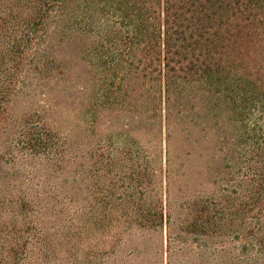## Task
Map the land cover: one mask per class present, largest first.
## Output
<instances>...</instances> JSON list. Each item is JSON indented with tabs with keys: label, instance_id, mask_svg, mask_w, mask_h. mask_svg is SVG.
I'll return each instance as SVG.
<instances>
[{
	"label": "trees",
	"instance_id": "trees-1",
	"mask_svg": "<svg viewBox=\"0 0 264 264\" xmlns=\"http://www.w3.org/2000/svg\"><path fill=\"white\" fill-rule=\"evenodd\" d=\"M75 55L87 73L78 114L97 140L79 206L71 129L56 119L72 111ZM124 96L123 141L147 112L161 147L151 175L142 148L125 151L129 183L115 203L102 128ZM0 134V264L38 251L101 263L125 235L159 229L166 264L183 232L216 252L245 238L264 256V0H0Z\"/></svg>",
	"mask_w": 264,
	"mask_h": 264
},
{
	"label": "rangeland",
	"instance_id": "rangeland-1",
	"mask_svg": "<svg viewBox=\"0 0 264 264\" xmlns=\"http://www.w3.org/2000/svg\"><path fill=\"white\" fill-rule=\"evenodd\" d=\"M76 64L73 65V101L71 104L72 111L69 112L60 110L56 116L57 125L65 128H70L72 133V149H71V161L68 165V175L72 178L71 195L73 203L77 206L87 202L88 190L86 189V182L90 179L89 165L92 159L91 154L95 151L97 146V140L92 130L87 129L86 123L83 122L79 116V108L81 107V101L85 94L80 93L78 83L83 82L86 78V69L84 63L75 55ZM108 77L110 73L107 74ZM79 89V91H78ZM125 96L120 99L119 102L124 105L117 107H111L110 105L105 110V117L103 119L102 128V140L101 150L103 153L102 167L104 175V182L107 185H111L112 181L116 183L117 191L115 198L110 200L115 203L123 202V191L126 190L127 184L125 180V171L128 164L124 161L123 155L127 149L132 153L137 151L138 148H142V154L144 158L147 171L145 175H151L150 162L151 151L159 149L161 147L160 140L154 136V128L151 126L150 114L147 112L144 114V122L132 123L131 135L134 142L125 143L121 138L120 133L123 131V126L130 120L128 117L132 115L126 112L127 104L125 102ZM126 105V106H125ZM25 105L18 103L16 105V111H22ZM156 133V132H155ZM176 137L179 141L181 138L180 133ZM6 135L0 134V151H5ZM140 145V146H139ZM198 165L202 167L203 162L197 160ZM25 169L21 172L24 175ZM39 173H41L39 171ZM43 174V172L41 173ZM54 175V174H53ZM127 175H136L134 173ZM200 175H206L202 170ZM148 179V178H147ZM85 184V185H84ZM104 188V189H106ZM107 191V190H106ZM184 193H189L185 189ZM150 191V180H147L145 189L144 202L149 205L152 198ZM178 196L181 193H177ZM183 237V249L174 257L176 264H215L219 261L220 264H264V256L259 253L256 247L251 243L246 244L245 238H238L237 236L229 237L226 239V248L224 251L216 252L214 246L209 244L208 248H205L204 243L201 242V237L197 235H188L181 233ZM199 239V240H198ZM203 247V248H202ZM204 249L206 251L204 252ZM166 235L162 229L154 230H135L125 235L123 241L117 247L114 254L109 256L104 262L101 263H88L84 259L75 260H63L55 257L53 254H48L43 251H38L34 254L33 258L26 264H166ZM214 260V261H213Z\"/></svg>",
	"mask_w": 264,
	"mask_h": 264
}]
</instances>
